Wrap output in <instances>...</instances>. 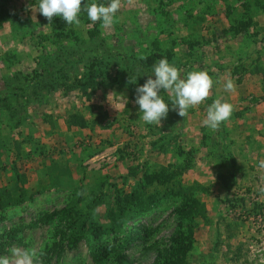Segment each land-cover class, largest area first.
Masks as SVG:
<instances>
[{
    "label": "rangeland",
    "instance_id": "1",
    "mask_svg": "<svg viewBox=\"0 0 264 264\" xmlns=\"http://www.w3.org/2000/svg\"><path fill=\"white\" fill-rule=\"evenodd\" d=\"M93 2L110 0H82L77 26L49 24L32 10L39 0H0V256L35 247L39 264H264V0H121L109 28L88 18ZM151 53L214 81L185 117L161 92L159 127L135 103ZM217 98L233 113L212 130L202 122ZM131 192L153 200L127 205ZM192 200L184 251L160 257Z\"/></svg>",
    "mask_w": 264,
    "mask_h": 264
},
{
    "label": "clouds",
    "instance_id": "2",
    "mask_svg": "<svg viewBox=\"0 0 264 264\" xmlns=\"http://www.w3.org/2000/svg\"><path fill=\"white\" fill-rule=\"evenodd\" d=\"M82 0H39L38 11L51 24L53 17H61L67 25H80L79 13L81 12ZM121 8V0H110L105 5L96 2L86 6L88 18L92 22L101 21L104 28H109L114 23L116 13ZM153 74L154 77L153 78ZM138 77V76H137ZM129 78V83H135L136 79ZM213 79L205 70H193L185 77L181 71L168 59H159L152 68V74L147 75L146 81L135 89V103L139 105L142 113L140 119L148 124L158 127L169 113V103L165 102L161 92H167L172 110L177 111L181 117L188 114V110L204 102L210 95L213 87ZM226 91H233L234 81L228 79L224 84ZM233 113V105L227 100L217 98L207 108L206 118L203 125L216 130L222 122L228 120ZM260 168L264 169V160L260 161ZM10 256H0V264H39L40 253L35 247L12 248Z\"/></svg>",
    "mask_w": 264,
    "mask_h": 264
},
{
    "label": "trees",
    "instance_id": "3",
    "mask_svg": "<svg viewBox=\"0 0 264 264\" xmlns=\"http://www.w3.org/2000/svg\"><path fill=\"white\" fill-rule=\"evenodd\" d=\"M162 56L157 53H151L147 56L142 58V62L148 66L152 65L153 63H156L159 59H161ZM124 201L127 205H134L136 208L144 209L145 205L153 200V195H149L148 197L142 199L139 195L134 194L133 192L129 193L128 195L124 196ZM199 203L196 201H193L190 203L188 208L187 206H184L177 209V221H176V230H174L172 236H171V244H169L164 251L162 252V255L159 254L160 257L163 258H173L177 257V254L181 251H184L182 248V243L179 242L181 238V217L185 216V212L190 213L192 209H196L198 207ZM203 211V208H202ZM119 215L124 214V209L118 210ZM86 228L85 221L81 220L79 224H76L75 230L72 232L71 236L67 238V242L69 244H74L81 236L82 232ZM14 229L8 232V235L12 237L14 235ZM89 233L91 236L92 244L89 245L90 249L93 253L98 254L100 251L102 252V247L100 246L99 238L100 235L103 233L100 226L91 225L89 228ZM138 237V235H136ZM2 250V247H0V251ZM153 264H158V262L155 260Z\"/></svg>",
    "mask_w": 264,
    "mask_h": 264
}]
</instances>
